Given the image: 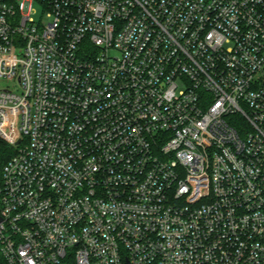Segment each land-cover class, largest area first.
Returning <instances> with one entry per match:
<instances>
[{
  "label": "built area",
  "instance_id": "obj_1",
  "mask_svg": "<svg viewBox=\"0 0 264 264\" xmlns=\"http://www.w3.org/2000/svg\"><path fill=\"white\" fill-rule=\"evenodd\" d=\"M0 139L8 264H264V0H0Z\"/></svg>",
  "mask_w": 264,
  "mask_h": 264
},
{
  "label": "trees",
  "instance_id": "obj_2",
  "mask_svg": "<svg viewBox=\"0 0 264 264\" xmlns=\"http://www.w3.org/2000/svg\"><path fill=\"white\" fill-rule=\"evenodd\" d=\"M14 155H15V151L11 148V146L5 141L0 139V183H1V175L3 168ZM0 264H8L4 255L2 254L1 245H0Z\"/></svg>",
  "mask_w": 264,
  "mask_h": 264
},
{
  "label": "rangeland",
  "instance_id": "obj_3",
  "mask_svg": "<svg viewBox=\"0 0 264 264\" xmlns=\"http://www.w3.org/2000/svg\"><path fill=\"white\" fill-rule=\"evenodd\" d=\"M37 9L39 10V8H37ZM41 14H42V10L40 9L39 10V15L36 18H39L41 16Z\"/></svg>",
  "mask_w": 264,
  "mask_h": 264
},
{
  "label": "water",
  "instance_id": "obj_4",
  "mask_svg": "<svg viewBox=\"0 0 264 264\" xmlns=\"http://www.w3.org/2000/svg\"><path fill=\"white\" fill-rule=\"evenodd\" d=\"M0 221H1V218H0Z\"/></svg>",
  "mask_w": 264,
  "mask_h": 264
}]
</instances>
